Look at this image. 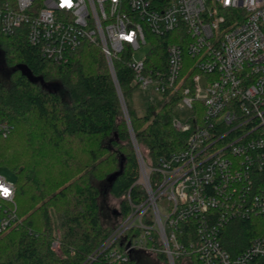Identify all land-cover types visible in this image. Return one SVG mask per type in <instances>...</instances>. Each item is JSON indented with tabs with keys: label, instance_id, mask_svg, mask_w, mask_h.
I'll use <instances>...</instances> for the list:
<instances>
[{
	"label": "built area",
	"instance_id": "2783aa9c",
	"mask_svg": "<svg viewBox=\"0 0 264 264\" xmlns=\"http://www.w3.org/2000/svg\"><path fill=\"white\" fill-rule=\"evenodd\" d=\"M180 26L194 61L179 42L167 45L166 66L148 67L149 51L135 58L150 43L147 30L161 35ZM0 28L24 33L58 63L86 42L99 45L118 88L114 59L129 52L137 88L182 94L173 126L187 134L185 147L148 166L134 139L137 182L147 197L132 203L101 250L110 247L111 256L126 261L159 251L158 242L169 264L192 256L199 264H264L263 236L235 255L221 241L226 224L264 213V0H0ZM11 130L0 121L1 135ZM22 223L16 183L0 175V234ZM133 226L141 234L121 253L117 240ZM51 247H61L58 235Z\"/></svg>",
	"mask_w": 264,
	"mask_h": 264
},
{
	"label": "trees",
	"instance_id": "16d2710c",
	"mask_svg": "<svg viewBox=\"0 0 264 264\" xmlns=\"http://www.w3.org/2000/svg\"><path fill=\"white\" fill-rule=\"evenodd\" d=\"M147 36L148 67L166 66L170 42L183 43L186 59H196L185 47L184 26L161 35L147 30ZM130 59L129 52L114 59L127 120L99 45L86 42L58 63L45 58L24 33L8 35L0 28V121L12 126L7 136L0 133V165L18 174L16 199L23 216L20 227L0 234V264H86L93 253L91 264H140L141 252L124 261L111 256L110 247L99 250L132 213V203L147 197L137 182L134 139L146 164L155 166L161 156L184 148L187 134L173 126L181 93H163L143 113L134 107ZM109 195L120 201L113 210L118 221L104 225L101 204ZM56 232L63 256L51 247ZM140 234L138 226L125 231L117 240L120 252ZM256 236L264 237V213L226 224L221 241L235 255ZM158 255L167 261L165 253ZM184 262L199 264L195 256L178 264Z\"/></svg>",
	"mask_w": 264,
	"mask_h": 264
},
{
	"label": "rangeland",
	"instance_id": "374dc122",
	"mask_svg": "<svg viewBox=\"0 0 264 264\" xmlns=\"http://www.w3.org/2000/svg\"><path fill=\"white\" fill-rule=\"evenodd\" d=\"M151 48V43H147L144 45L141 49L135 51V58L140 59L145 56V54L150 50ZM63 95L67 100H69V95L66 92V90L63 88L62 90ZM120 92V88H119ZM159 93L153 92L151 90H144L140 87L136 89V92L132 98L134 107L138 110L139 113H143L146 110V107L151 104L157 97H159ZM120 99L122 102L123 110L125 117L127 120H129V113L128 109L126 106V103L124 101V97L122 93L120 92ZM176 114L178 116L182 115V111L179 109L176 111ZM134 139V137H133ZM135 143V142H134ZM138 146V144H137ZM137 146L134 144L135 149L137 150ZM139 147V146H138ZM141 152V151H140ZM0 175H3L7 180L16 182L18 179V174L17 172L10 167L9 165H0ZM119 199L115 198L113 195L107 196L104 201L102 202V223L104 225H108L111 223H116L118 219L113 215V210L116 209L119 206ZM158 204L160 206L161 211L163 214L167 212V200L161 199L158 201ZM55 222V220H54ZM56 224V222H55ZM56 235H59V232H56ZM111 240H108L107 242L105 241L107 245H109ZM102 247L99 248L101 250ZM162 252V248L159 245V252L154 251V250H148L145 249L141 251V254L139 255V263L140 264H169L168 261H165L158 255V253ZM57 253L59 255H62V249L61 247L58 249ZM63 256V255H62ZM96 257V254L93 253L91 254L88 259L85 261L87 262L86 264H91L94 261V258ZM168 260V259H167ZM85 264V263H84Z\"/></svg>",
	"mask_w": 264,
	"mask_h": 264
}]
</instances>
